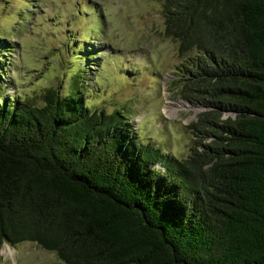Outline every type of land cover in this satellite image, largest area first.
Wrapping results in <instances>:
<instances>
[{
  "label": "trees",
  "instance_id": "1",
  "mask_svg": "<svg viewBox=\"0 0 264 264\" xmlns=\"http://www.w3.org/2000/svg\"><path fill=\"white\" fill-rule=\"evenodd\" d=\"M160 1L183 57L171 90L203 108L190 153L86 104L75 74L40 103L0 97V247L29 241L62 264H264V0Z\"/></svg>",
  "mask_w": 264,
  "mask_h": 264
},
{
  "label": "rangeland",
  "instance_id": "2",
  "mask_svg": "<svg viewBox=\"0 0 264 264\" xmlns=\"http://www.w3.org/2000/svg\"><path fill=\"white\" fill-rule=\"evenodd\" d=\"M160 0H0V97L40 103L45 87L120 110L142 142L185 158L200 111L171 90L183 57L162 34ZM229 114V113H227ZM226 113L223 116L227 115ZM0 264H62L29 241L3 243Z\"/></svg>",
  "mask_w": 264,
  "mask_h": 264
}]
</instances>
